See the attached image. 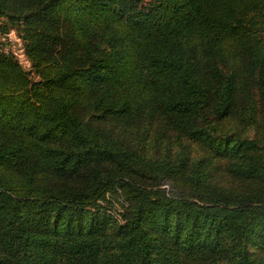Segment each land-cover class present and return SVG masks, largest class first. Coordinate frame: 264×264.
<instances>
[{"label":"trees","instance_id":"trees-1","mask_svg":"<svg viewBox=\"0 0 264 264\" xmlns=\"http://www.w3.org/2000/svg\"><path fill=\"white\" fill-rule=\"evenodd\" d=\"M0 15V264H264V0Z\"/></svg>","mask_w":264,"mask_h":264},{"label":"rangeland","instance_id":"rangeland-1","mask_svg":"<svg viewBox=\"0 0 264 264\" xmlns=\"http://www.w3.org/2000/svg\"><path fill=\"white\" fill-rule=\"evenodd\" d=\"M23 43V39L18 34L17 30L11 27L8 18L0 15V49L11 51L22 66L26 70H30V62L24 53ZM31 76L35 77L33 72H31ZM113 207H115V205ZM111 212L115 213L114 208H111ZM115 217L118 221H123L119 215L116 216V213Z\"/></svg>","mask_w":264,"mask_h":264}]
</instances>
